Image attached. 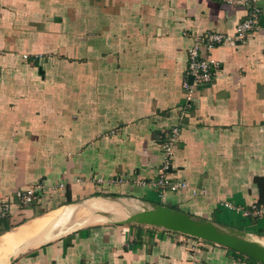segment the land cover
<instances>
[{"label": "crops", "instance_id": "0c3cea01", "mask_svg": "<svg viewBox=\"0 0 264 264\" xmlns=\"http://www.w3.org/2000/svg\"><path fill=\"white\" fill-rule=\"evenodd\" d=\"M257 7L259 27L236 42L246 11L219 0H0V264H262L135 220L162 206L264 242V216H243L264 206ZM210 32L228 39L202 47L217 68L189 102L187 50ZM175 127L186 188L160 194L138 182L155 181ZM37 183L64 190L17 206Z\"/></svg>", "mask_w": 264, "mask_h": 264}, {"label": "built area", "instance_id": "2783aa9c", "mask_svg": "<svg viewBox=\"0 0 264 264\" xmlns=\"http://www.w3.org/2000/svg\"><path fill=\"white\" fill-rule=\"evenodd\" d=\"M229 5H236L242 7L246 11L245 18L237 25L235 33L232 37L234 41L242 42L251 33L255 32L259 27L261 21V11L257 7V0H219ZM225 38L219 33H207L201 39H198L192 48L188 50V66L187 76L192 77L190 85L185 82L183 87L187 91V101H192L193 94L200 88L207 84H211L215 76L216 63L210 60L207 56L202 54V47L211 51L215 46L225 42ZM180 129L173 128L168 135L165 136L162 151V164L157 171V177L154 182H145L139 180L138 184L141 186H149L156 188L160 194L165 192H177L180 189L186 188L184 182L177 181L171 172V157L174 147L178 142ZM50 191L60 193L64 190V184H58L50 188H46L42 183L30 185L15 193V203L21 208H29L32 205L39 204L41 201V193L43 191ZM264 216V206H251L250 209L243 212V216ZM10 216V204H0V221Z\"/></svg>", "mask_w": 264, "mask_h": 264}, {"label": "water", "instance_id": "95a60500", "mask_svg": "<svg viewBox=\"0 0 264 264\" xmlns=\"http://www.w3.org/2000/svg\"><path fill=\"white\" fill-rule=\"evenodd\" d=\"M191 80L192 78L188 77L189 83H191ZM135 220L142 224L161 227L198 240L227 247L247 258L264 264V247L258 242L226 233L210 221L198 220L188 214L176 212L162 206L139 213Z\"/></svg>", "mask_w": 264, "mask_h": 264}, {"label": "bare ground", "instance_id": "6f19581e", "mask_svg": "<svg viewBox=\"0 0 264 264\" xmlns=\"http://www.w3.org/2000/svg\"><path fill=\"white\" fill-rule=\"evenodd\" d=\"M52 217H53V215L50 214L49 217L38 221V223H36L35 226L31 227V229L23 230L22 231L23 238L26 237V236H28V235H31L34 231L36 232L37 230H39L41 228L43 229V227H45L50 222V220L52 219ZM14 242H15V239H13V238H7L6 240H4V243L7 244V245H12ZM259 244L264 247V242H261V243L259 242Z\"/></svg>", "mask_w": 264, "mask_h": 264}, {"label": "trees", "instance_id": "16d2710c", "mask_svg": "<svg viewBox=\"0 0 264 264\" xmlns=\"http://www.w3.org/2000/svg\"><path fill=\"white\" fill-rule=\"evenodd\" d=\"M210 33H211V32H210ZM212 33H213V32H212ZM193 45H194V44H193ZM193 45H192L190 48H192ZM217 46H218V45H217ZM215 47H216V46H215ZM215 47H214V48H215ZM190 48H189V49H190ZM189 49H188V50H189ZM188 50H187V57H188ZM187 66H188V58H187ZM190 77H191V76H190ZM191 78H192V77H191ZM70 201H71V200H69V199L66 200V202H68V203H69ZM22 209H23V208H22ZM13 226H14V225H13ZM13 226H12V227H13ZM233 254H236V253L233 252ZM248 260L251 261L250 259H248Z\"/></svg>", "mask_w": 264, "mask_h": 264}, {"label": "rangeland", "instance_id": "374dc122", "mask_svg": "<svg viewBox=\"0 0 264 264\" xmlns=\"http://www.w3.org/2000/svg\"><path fill=\"white\" fill-rule=\"evenodd\" d=\"M26 58L28 57V56H25Z\"/></svg>", "mask_w": 264, "mask_h": 264}]
</instances>
